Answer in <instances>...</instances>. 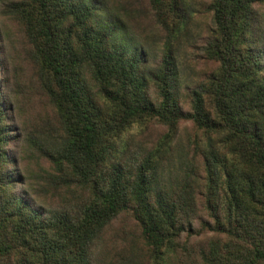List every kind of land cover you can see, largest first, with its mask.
<instances>
[{
  "label": "trees",
  "instance_id": "16d2710c",
  "mask_svg": "<svg viewBox=\"0 0 264 264\" xmlns=\"http://www.w3.org/2000/svg\"><path fill=\"white\" fill-rule=\"evenodd\" d=\"M147 1L176 34L194 0ZM105 4L0 0V264H264V0L208 2L203 52L216 66L193 87L179 81L171 43L150 68ZM44 109L60 127L52 142L24 128ZM155 123L159 138L138 140ZM175 159L184 177L167 186ZM124 217L139 244L106 237ZM205 232L200 248L182 241Z\"/></svg>",
  "mask_w": 264,
  "mask_h": 264
},
{
  "label": "rangeland",
  "instance_id": "374dc122",
  "mask_svg": "<svg viewBox=\"0 0 264 264\" xmlns=\"http://www.w3.org/2000/svg\"><path fill=\"white\" fill-rule=\"evenodd\" d=\"M105 8L110 14L117 15L124 24L128 31V37L135 41L139 48L145 53V60L147 65L154 69L159 61V58L163 54V47L166 43H171L174 55L176 56L178 68H179V81L182 85L190 87L196 86L207 72H210L215 68L216 63L208 60L203 52V47L206 41L210 37V28L213 26L211 13L209 12L208 2L210 0H194L191 2V6L186 13L187 24L178 33L173 34L166 27L160 24L156 19L154 10L147 0H104ZM110 18L109 13L106 12ZM4 29L9 31V35L17 37L18 29L13 20L2 17L1 20ZM258 32L261 36V40L264 42V16L256 23ZM22 46V43H20ZM23 54L25 53L22 50ZM24 73L23 76L28 82L29 87H34V90L39 89V81L36 76L34 66L30 63L28 54H24L23 58ZM41 117H23L25 132L29 139L43 141H55L59 136V124L55 115L44 109ZM27 123V124H26ZM182 128L183 134L187 132H193L194 128L190 123ZM22 126V125H21ZM23 127V126H22ZM165 131L164 126L155 123L150 125L145 133L139 134V131H135V135L138 140L144 143H151L159 138V136ZM182 134V136H183ZM16 143L11 147L15 148ZM26 157V163L30 167H35L40 161L39 155L26 147L23 148ZM175 153V152H174ZM179 152L174 155L179 157ZM184 177L183 168L179 164L178 160L170 162L163 168L162 180L165 185L170 184L178 185ZM122 222H117L109 234L106 235L110 239L111 244L123 245L124 240H130L129 244H137L136 236H138L137 224L129 218H122ZM196 227H199V222H195ZM133 231V235H124V231ZM211 236L210 233H199L188 239L186 235L182 237V241H188L189 245H194L196 248H200L201 244L207 242V239ZM139 244V243H138ZM113 252V250H112Z\"/></svg>",
  "mask_w": 264,
  "mask_h": 264
}]
</instances>
